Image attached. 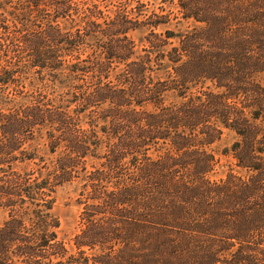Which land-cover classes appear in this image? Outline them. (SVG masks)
Here are the masks:
<instances>
[{"label":"trees","instance_id":"1","mask_svg":"<svg viewBox=\"0 0 264 264\" xmlns=\"http://www.w3.org/2000/svg\"><path fill=\"white\" fill-rule=\"evenodd\" d=\"M94 1L0 0V85L37 74L71 97L0 110V264H264V0H178L184 34L140 1L115 17ZM225 130L235 163L214 180ZM38 134L56 160L22 171ZM79 179L71 252L54 195Z\"/></svg>","mask_w":264,"mask_h":264},{"label":"rangeland","instance_id":"2","mask_svg":"<svg viewBox=\"0 0 264 264\" xmlns=\"http://www.w3.org/2000/svg\"><path fill=\"white\" fill-rule=\"evenodd\" d=\"M133 6H135L137 1H140L148 5V13L155 11L160 14H169L170 22L167 25L161 26L157 32L164 33L167 30L174 31L176 34H184L188 31H191L193 24L177 19L178 7L176 5L178 0H133ZM95 3H98L101 9L104 11V14L107 16L115 17L119 12V5L121 0H95ZM164 9V12H162ZM103 21V20H101ZM69 27V24H67ZM151 28L143 27L139 28L130 33L131 38L135 41L138 53H141L143 48L147 46L146 37L150 34ZM0 35V41H3ZM178 39L173 40L177 42ZM160 76H166V70L159 72ZM26 80H24V87L21 88V91L17 90L14 85L4 88L0 85V110L9 112L10 110L15 111L21 107L32 103L38 91L43 92L48 96L49 99L53 100L55 104H62L67 100H71V97L66 96V93L69 89L70 83H60L52 82L46 79L42 82L41 75H29ZM47 99V100H49ZM64 100V101H63ZM66 104V103H64ZM73 107H71V112H73ZM83 125L89 127L87 123L89 119L82 115ZM104 122L100 121V126ZM45 135V131L43 132ZM43 135V136H44ZM37 139L31 141L26 147H30L33 150H36L38 154V159L36 161H26L22 164H19L18 169L26 172L32 170H37L43 167L45 164L53 165L56 160V155H53L49 152L47 147L46 138H42V134H38ZM238 140L237 134L232 130H225L220 141L215 143L212 146L213 151L216 153L217 157L220 159V164L218 165L216 171L212 175V179L220 180L226 177L232 165H234L235 160L232 155H225L226 149H231L233 144ZM106 150V143L102 144L100 152L103 154ZM43 157V161H41ZM102 163V160L90 159L87 162L88 170H91L93 166H99ZM84 175H82V178ZM84 181L82 179L76 180L72 183L65 184L62 187H59L54 195L55 204L53 213L56 217L60 219L61 227L58 230L59 238L66 244L67 248L71 252H75L74 246V237L79 233L81 229L80 217L83 211V204L81 201V193L83 191ZM5 220V214L0 215V225Z\"/></svg>","mask_w":264,"mask_h":264}]
</instances>
